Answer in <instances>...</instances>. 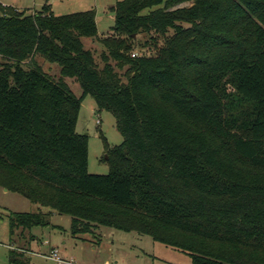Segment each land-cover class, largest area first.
Instances as JSON below:
<instances>
[{
	"label": "trees",
	"instance_id": "16d2710c",
	"mask_svg": "<svg viewBox=\"0 0 264 264\" xmlns=\"http://www.w3.org/2000/svg\"><path fill=\"white\" fill-rule=\"evenodd\" d=\"M110 11L100 68L82 41L99 35L96 10L0 2V185L69 215L74 238L106 227L192 264H264V0H118ZM88 95L124 136L107 145V174L89 171L76 129ZM51 214L11 213V236ZM30 263L9 251V264Z\"/></svg>",
	"mask_w": 264,
	"mask_h": 264
},
{
	"label": "rangeland",
	"instance_id": "374dc122",
	"mask_svg": "<svg viewBox=\"0 0 264 264\" xmlns=\"http://www.w3.org/2000/svg\"><path fill=\"white\" fill-rule=\"evenodd\" d=\"M118 0H0L4 5L25 10L28 13L36 12L48 4L56 15L96 10V20L99 35L95 38L83 37L82 41L86 49H90L95 56L100 68L105 61L103 55L108 56L107 49L101 40L112 35L114 25V14L110 7ZM150 9L143 11L148 13ZM145 36L138 37V43L144 42ZM136 52H149L148 47L139 46ZM43 68L54 75L60 74L57 64L46 61L38 56ZM115 65L123 81H126V66L118 67L116 62L108 57ZM71 90L77 96H81L83 90L75 79L66 78ZM77 132L89 136V171L97 174H107L110 170L107 156V145L115 146L123 142L124 136L117 126L115 115L108 110H99L96 101L91 95L84 98L77 123ZM50 207L34 203L27 197L12 191L5 190L0 185V264H9V251L15 249L26 257L32 255L28 248L33 236L40 240L38 245L45 255L32 257V264H58L55 260L47 257L53 248L59 250L61 257L73 259L76 264H192L191 257L180 249L154 241L148 235L137 232H126L122 230L102 227L97 231L98 235L85 234L81 239L71 235V217L51 211ZM14 212H43L49 213V226H35L31 230H16L14 235L10 234L9 216ZM54 212V213H53ZM56 212V213H55ZM55 224V226H54ZM102 236L100 243L96 240ZM66 241V243H64ZM41 242H44L42 244ZM36 243V244H37ZM96 249L93 250L92 247ZM73 257V258H72Z\"/></svg>",
	"mask_w": 264,
	"mask_h": 264
},
{
	"label": "crops",
	"instance_id": "0c3cea01",
	"mask_svg": "<svg viewBox=\"0 0 264 264\" xmlns=\"http://www.w3.org/2000/svg\"><path fill=\"white\" fill-rule=\"evenodd\" d=\"M5 190L7 191L8 189L5 188ZM52 211V210H51ZM54 213V212H53ZM56 213V212H55ZM55 226V224H54ZM35 236V235H34ZM40 240L37 236L34 237V239L32 241H30L29 245H28V248L31 250L32 252V255L30 256L31 258V263L32 264V257L34 255H37V256H42V255H45V253H43L42 251V248L38 245L37 241ZM37 243V244H36ZM42 244H44V242H41ZM66 243V241L64 242ZM93 250H95L96 248L93 246L92 247ZM73 258V257H72ZM69 260V259H68ZM111 262L110 261H104V264H110Z\"/></svg>",
	"mask_w": 264,
	"mask_h": 264
},
{
	"label": "built area",
	"instance_id": "2783aa9c",
	"mask_svg": "<svg viewBox=\"0 0 264 264\" xmlns=\"http://www.w3.org/2000/svg\"><path fill=\"white\" fill-rule=\"evenodd\" d=\"M47 257L55 260L58 264H76V262L73 259H65L60 256L59 250L57 248H53Z\"/></svg>",
	"mask_w": 264,
	"mask_h": 264
},
{
	"label": "water",
	"instance_id": "95a60500",
	"mask_svg": "<svg viewBox=\"0 0 264 264\" xmlns=\"http://www.w3.org/2000/svg\"><path fill=\"white\" fill-rule=\"evenodd\" d=\"M108 156H106V158H107Z\"/></svg>",
	"mask_w": 264,
	"mask_h": 264
}]
</instances>
